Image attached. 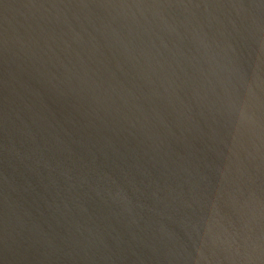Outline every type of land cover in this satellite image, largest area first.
Returning a JSON list of instances; mask_svg holds the SVG:
<instances>
[{"label":"water","instance_id":"water-1","mask_svg":"<svg viewBox=\"0 0 264 264\" xmlns=\"http://www.w3.org/2000/svg\"><path fill=\"white\" fill-rule=\"evenodd\" d=\"M0 264H264V2L0 0Z\"/></svg>","mask_w":264,"mask_h":264},{"label":"snow or ice","instance_id":"snow-or-ice-1","mask_svg":"<svg viewBox=\"0 0 264 264\" xmlns=\"http://www.w3.org/2000/svg\"><path fill=\"white\" fill-rule=\"evenodd\" d=\"M262 2H264V0H262Z\"/></svg>","mask_w":264,"mask_h":264}]
</instances>
